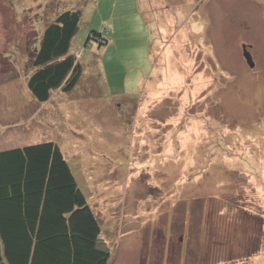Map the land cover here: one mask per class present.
<instances>
[{
	"label": "rangeland",
	"instance_id": "rangeland-1",
	"mask_svg": "<svg viewBox=\"0 0 264 264\" xmlns=\"http://www.w3.org/2000/svg\"><path fill=\"white\" fill-rule=\"evenodd\" d=\"M67 9L82 73L37 102L32 53ZM41 141L108 264H264V0H0V150Z\"/></svg>",
	"mask_w": 264,
	"mask_h": 264
},
{
	"label": "trees",
	"instance_id": "trees-1",
	"mask_svg": "<svg viewBox=\"0 0 264 264\" xmlns=\"http://www.w3.org/2000/svg\"><path fill=\"white\" fill-rule=\"evenodd\" d=\"M81 11L58 13L32 53L27 87L37 102L67 92L82 67L70 52ZM98 36L89 32V38ZM106 41L98 39V44ZM60 147L41 141L0 150V264H108L110 251ZM239 264H244L243 262Z\"/></svg>",
	"mask_w": 264,
	"mask_h": 264
},
{
	"label": "water",
	"instance_id": "water-1",
	"mask_svg": "<svg viewBox=\"0 0 264 264\" xmlns=\"http://www.w3.org/2000/svg\"><path fill=\"white\" fill-rule=\"evenodd\" d=\"M243 56L247 62V64L252 67L253 66V60H252V57H251V54L249 53L248 50H246L245 46L243 45Z\"/></svg>",
	"mask_w": 264,
	"mask_h": 264
}]
</instances>
